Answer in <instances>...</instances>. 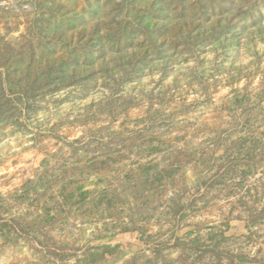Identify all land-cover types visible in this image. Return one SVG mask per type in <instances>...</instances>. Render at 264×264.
Instances as JSON below:
<instances>
[{
    "label": "clouds",
    "instance_id": "9594fccd",
    "mask_svg": "<svg viewBox=\"0 0 264 264\" xmlns=\"http://www.w3.org/2000/svg\"><path fill=\"white\" fill-rule=\"evenodd\" d=\"M141 51L97 60L86 95L69 84L38 97L29 131L0 142V264L264 258V220L251 222L264 212V46L225 58L219 42L182 43L133 76Z\"/></svg>",
    "mask_w": 264,
    "mask_h": 264
},
{
    "label": "rangeland",
    "instance_id": "374dc122",
    "mask_svg": "<svg viewBox=\"0 0 264 264\" xmlns=\"http://www.w3.org/2000/svg\"><path fill=\"white\" fill-rule=\"evenodd\" d=\"M173 22H181L180 31L188 29L183 39L171 38ZM217 42L225 58L240 55L248 45L260 50L264 0H0V142L29 131L27 121L38 97L69 84L79 86L78 96L86 95L96 75L91 66L109 53L142 49L127 61L135 76L156 59H170L182 43L203 49ZM169 70L167 63L161 68L165 74ZM246 102L247 97L236 100L238 105ZM151 182V169H145L143 183ZM86 195L81 193L76 203ZM105 200L102 195L101 202ZM181 211L170 209L173 218ZM146 218L138 212L139 220ZM261 220L264 212L251 217L252 223ZM42 243L47 246V238ZM96 259L102 256H93L92 264ZM252 264H264V258Z\"/></svg>",
    "mask_w": 264,
    "mask_h": 264
}]
</instances>
